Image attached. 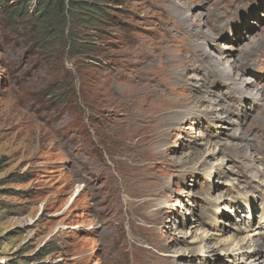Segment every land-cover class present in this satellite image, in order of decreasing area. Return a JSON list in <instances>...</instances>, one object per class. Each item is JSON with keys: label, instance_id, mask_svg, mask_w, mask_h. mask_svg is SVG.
I'll return each instance as SVG.
<instances>
[{"label": "rangeland", "instance_id": "1", "mask_svg": "<svg viewBox=\"0 0 264 264\" xmlns=\"http://www.w3.org/2000/svg\"><path fill=\"white\" fill-rule=\"evenodd\" d=\"M43 1L0 0V264H190L163 249L188 229L208 245L231 234L226 248L247 224L264 233V0H105L98 18ZM203 53L257 87L230 93ZM146 95L197 114L139 130L144 169L113 134H134ZM217 251L200 263L264 264Z\"/></svg>", "mask_w": 264, "mask_h": 264}, {"label": "bare ground", "instance_id": "2", "mask_svg": "<svg viewBox=\"0 0 264 264\" xmlns=\"http://www.w3.org/2000/svg\"><path fill=\"white\" fill-rule=\"evenodd\" d=\"M185 18V17H184ZM187 19V18H185ZM185 29V28H184ZM199 32V31H198ZM198 47V46H197ZM195 48V47H194ZM200 48V47H199ZM193 53V52H192ZM203 57L204 58H208L210 59V56H208L206 53H203ZM193 57V56H192ZM198 59V58H197ZM200 60V59H199ZM202 60V58H201ZM206 60V59H205ZM213 62V70H209L214 74V79H218L217 77H221L224 78L226 81H228L231 84H235L236 86H233L231 89L233 90L232 94L235 95V92L239 91L240 93H242V87L244 89V86L246 87V89H248V86H253L257 87V81L255 79H250L249 80H245L242 79L240 77H237L233 79V77H231V75L233 74L230 70H227V68H220L219 65H222L223 63V59H219V60H214V59H210L209 63ZM225 62V61H224ZM203 63V62H202ZM187 64V62H186ZM230 64V63H229ZM193 66H195V63H192ZM211 65V64H210ZM212 66V65H211ZM187 68V67H186ZM229 68V67H228ZM175 73L173 74V78H170L167 81V84L171 85L174 84V80L173 79H178L181 77V79H183V77L185 76V72H184V67L182 70L177 71V70H173ZM209 73V72H208ZM210 75V74H209ZM208 75V76H209ZM207 76V75H206ZM205 77V80L207 82H209L210 80H213L212 78L209 77ZM213 76V75H212ZM190 77V76H188ZM192 77V76H191ZM190 77V78H191ZM220 78V79H221ZM180 79V80H181ZM187 79V78H186ZM202 79V78H201ZM236 80V81H235ZM183 81V80H182ZM203 81V80H202ZM205 81V82H206ZM235 81V82H234ZM159 85H162V81L157 80ZM204 82V81H203ZM206 82V83H207ZM214 83V82H213ZM228 83V84H229ZM249 83V84H246ZM189 84V83H188ZM192 84V83H191ZM184 85V84H183ZM204 85V84H203ZM202 83H201V87L202 88ZM211 85V83L209 84V86ZM216 86V83H215ZM193 88V87H192ZM156 90V89H155ZM204 91L209 90L208 88L203 87ZM230 90V89H229ZM198 91V90H197ZM212 91V90H211ZM209 93V92H208ZM229 93V94H230ZM249 93V92H248ZM258 93V92H257ZM230 94V95H232ZM136 95V94H135ZM189 96V95H188ZM187 96V97H188ZM196 97V96H195ZM198 97V96H197ZM199 98V97H198ZM229 98V97H228ZM211 99V98H210ZM209 99V100H210ZM200 102L203 101H207L208 104H206V106H204L200 113H208V112H212L213 110H215L214 108L210 107V103L213 101H209L206 100L203 96L200 99ZM215 101V100H214ZM131 107H132V121H134L135 126H134V134H121V129L119 127H116L114 130V136H115V140H116V145L118 146L119 150H122V152H130V165L132 167H137V165H139V167H143L145 169L146 163L149 162L154 156H155V152L153 151H148L147 154L143 153L142 154V150H140L139 148L141 147V142H143V140L148 138V134L146 137H139V130H143V131H147L149 127L153 128V134H154V126H157V133L162 134L161 136H163L164 134H166V130L167 128L163 127L162 124V120L165 116H167L168 114H175L173 119H172V129H180L181 125H179V123L181 122V120L183 119H194L195 115L197 113L194 112L193 108H188L187 110H182V108L178 109L179 106L174 105V102L171 104V100H162L159 98H150V95H146V96H137L134 97L132 99L131 102ZM181 107V106H180ZM221 108V107H220ZM225 107L223 106V109ZM198 110V109H197ZM182 111V112H181ZM181 112V114H180ZM198 112V111H197ZM154 123V124H153ZM134 125V124H133ZM176 125V126H175ZM197 125V124H196ZM152 131V130H151ZM110 135L111 132L109 133ZM137 136V138L135 139L134 136ZM145 135V134H144ZM143 135V136H144ZM113 136V137H114ZM152 136V134H150V137ZM200 136V135H199ZM141 140V141H140ZM168 140V139H167ZM164 141V140H163ZM218 143V142H217ZM216 143V144H217ZM212 144V143H211ZM204 145V144H203ZM163 147V146H162ZM216 147V145H215ZM236 149V148H235ZM241 149V148H240ZM239 149V150H240ZM210 150V149H209ZM238 151V149L236 150ZM162 152V151H160ZM158 153V152H157ZM123 154V153H122ZM141 154V155H138ZM211 152H207V155H211ZM206 155V153H205ZM204 155V156H205ZM195 156V155H194ZM213 156V155H212ZM166 157V156H165ZM250 157V156H249ZM160 158V157H159ZM192 158V157H191ZM124 159V158H123ZM261 159V158H260ZM264 159V158H263ZM262 159V161H263ZM241 161V159H240ZM198 165H195V162L192 164L191 169L193 172L194 169L197 168V166H208V162L206 161V158H201V160H198ZM254 163V162H253ZM181 164V163H180ZM243 164V163H242ZM246 164V163H245ZM195 165V166H194ZM94 168V167H93ZM97 168V167H96ZM204 168V167H203ZM248 168V167H247ZM206 169V167H205ZM218 169V168H217ZM261 172V171H260ZM189 173V174H190ZM185 175V174H184ZM264 175V174H263ZM264 177V176H263ZM262 181V180H261ZM250 196H244L241 197V199L244 202H249L247 200H245V198H247L249 200ZM143 198V197H142ZM139 201V200H138ZM215 202V201H214ZM159 203V202H158ZM165 203V202H164ZM139 207H142L143 205H138ZM163 206V205H162ZM148 211V210H147ZM234 211V210H233ZM235 214H236V210H235ZM148 217H150L151 219H157L158 217H154L150 212L146 214ZM262 224H264V208L262 209V213L258 219ZM197 223V222H196ZM190 226V225H189ZM192 226V224H191ZM193 227V226H192ZM200 227V226H199ZM242 227V225H241ZM247 231H251L252 233H248L245 236H243L242 238H239L238 241L236 240V242L231 246V248H226L227 244V240L229 238H233L232 235L228 234L227 237H221L218 238L216 242L212 243V245H208L205 244L203 242H201V240H199L198 238H195L191 235V231L190 229H188L187 232H184L182 234V238L175 236L174 238L171 239L170 244L163 246V249H170V248H175V245H183L181 247H179V250L181 251V253H186L190 254L193 252H196V254H198L199 256H194V257H190V259H188V262H190V264H201L200 261L203 259H206L205 257L207 256V254H216L218 253V249H222L224 251V254L226 255L227 253L232 254L234 257L235 256H239L240 259L244 258L245 256H247L250 253H253L256 257H261L262 255L264 256V233L263 231L259 230V229H252V226L250 224H247L244 227ZM244 228H242L244 230ZM196 229V228H195ZM236 230H240L241 228L239 226H237L235 228ZM241 229V230H242ZM198 230V229H196ZM195 230V231H196ZM204 230V229H203ZM202 230V231H203ZM201 231V230H199ZM220 233H223V230H220ZM214 233V232H212ZM231 233V232H230ZM212 236V235H211ZM220 236V234H219ZM217 237V236H216ZM238 237V236H237ZM236 237V238H237ZM202 239L204 240H209L210 241V235H206L203 234L202 235ZM231 240V239H230ZM234 240V239H233ZM143 241V240H142ZM173 241L176 242V244H173ZM201 242L202 244L200 246H196L194 247L195 243ZM230 242V241H229ZM232 243V242H231ZM172 244V246H170ZM194 245V246H193ZM223 245V246H222ZM159 248V246H157ZM185 247V248H184ZM225 247V248H223ZM168 251V250H167ZM180 253V252H178ZM255 257V259H256ZM155 258V259H154ZM219 258V257H218ZM260 261V260H259ZM171 262V261H170ZM205 262V261H204ZM203 262V263H204ZM175 262L172 261L171 264H174ZM151 264H168V262H165V259L159 258L157 259L156 257H153V261L151 262ZM176 264V263H175ZM205 264H208V262H205ZM214 264H221L220 262H215Z\"/></svg>", "mask_w": 264, "mask_h": 264}, {"label": "trees", "instance_id": "3", "mask_svg": "<svg viewBox=\"0 0 264 264\" xmlns=\"http://www.w3.org/2000/svg\"><path fill=\"white\" fill-rule=\"evenodd\" d=\"M46 2L45 6H43V9L40 10L45 12L44 9L49 8L50 4H52V7L55 9H59L62 12L64 10H74V11H80V10H87L95 15L94 18L102 17V13H104L103 7L106 5L104 2L105 0H53L52 3L50 0H44ZM43 1V3H44ZM18 5H22L23 2L21 0H17ZM41 3L38 5V8L42 6ZM22 7H18L16 9L17 15L16 16H23V13H21Z\"/></svg>", "mask_w": 264, "mask_h": 264}]
</instances>
